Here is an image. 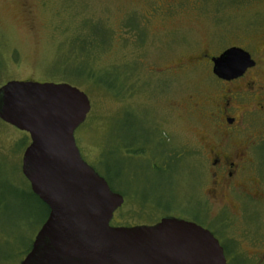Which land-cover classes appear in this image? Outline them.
I'll list each match as a JSON object with an SVG mask.
<instances>
[{
	"label": "rangeland",
	"instance_id": "rangeland-1",
	"mask_svg": "<svg viewBox=\"0 0 264 264\" xmlns=\"http://www.w3.org/2000/svg\"><path fill=\"white\" fill-rule=\"evenodd\" d=\"M263 39L264 0H0V88L65 83L87 94L91 112L75 138L124 197L111 226L192 220L216 233L228 264H264V114L250 102L237 122L247 186L206 195L208 147L225 140L208 114L219 85L206 56L234 47L255 56ZM30 143L0 120V264H20L46 220L25 198Z\"/></svg>",
	"mask_w": 264,
	"mask_h": 264
},
{
	"label": "water",
	"instance_id": "water-1",
	"mask_svg": "<svg viewBox=\"0 0 264 264\" xmlns=\"http://www.w3.org/2000/svg\"><path fill=\"white\" fill-rule=\"evenodd\" d=\"M212 61L223 80L255 64L239 48ZM90 112L87 94L70 84L10 81L0 88V120L30 136L22 173L49 208L20 264H228L219 240L193 222L111 226L124 197L83 160L75 138Z\"/></svg>",
	"mask_w": 264,
	"mask_h": 264
},
{
	"label": "flooded vegetation",
	"instance_id": "flooded-vegetation-1",
	"mask_svg": "<svg viewBox=\"0 0 264 264\" xmlns=\"http://www.w3.org/2000/svg\"><path fill=\"white\" fill-rule=\"evenodd\" d=\"M260 44L261 50L256 49L255 56L248 52L255 63L254 66L247 69L242 76L231 80H223L214 75L213 57L206 56L209 59V64L212 65V74L219 85L217 87V97L209 102L211 110L208 114L210 122L214 124L217 136L225 139L220 144L216 143L208 147L212 172L210 188L206 191V195L210 199H215L217 190H226L232 194L233 190L245 189L247 186L245 179L239 180L237 177L240 171L246 170V164L249 163L246 155L248 145L239 136L241 129L238 127L237 122L245 113L241 109L246 106L244 105V100L252 103L255 111L264 114V68L262 66V63H264V39L261 40ZM244 96H247L248 99H245L246 97ZM240 140L241 142L243 141V145L245 144L241 149L236 145V143H241ZM231 147L234 148V151L229 149ZM130 154L135 155L134 151L130 152ZM188 222H193L209 230L217 239L216 233L211 231L212 229H208L192 220Z\"/></svg>",
	"mask_w": 264,
	"mask_h": 264
},
{
	"label": "trees",
	"instance_id": "trees-1",
	"mask_svg": "<svg viewBox=\"0 0 264 264\" xmlns=\"http://www.w3.org/2000/svg\"><path fill=\"white\" fill-rule=\"evenodd\" d=\"M134 28H136V27H134ZM95 43V41L93 42L92 41V43H88L90 46H92L91 44H94ZM95 45V44H94ZM87 51V45L85 46V48H83V50H82V52H86ZM79 69V68H78ZM77 75H78V73H77ZM25 142L23 141L22 143H21V145H23ZM130 152H132V151H129L128 150V153H130ZM135 152V151H134ZM28 182V181H27ZM29 183V182H28ZM25 195H27V196H25V198H27V199H29V198H31V199H34V201H36V202H38V204H40L42 207H44L45 209H46V212H47V215H46V220H47V218H48V216H49V208L32 192V190H31V187H30V184H29V190H28V192H27V194H25ZM45 220V221H46ZM45 223V222H44ZM43 223V224H44ZM43 226V225H42ZM34 242V241H33ZM33 242L31 243V245H30V247L28 248V251L26 252V254H25V256H24V258H23V260L25 259V257L28 255V253L30 252V250H31V248H32V245H33ZM22 260V261H23ZM21 261V262H22Z\"/></svg>",
	"mask_w": 264,
	"mask_h": 264
}]
</instances>
